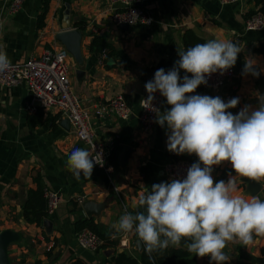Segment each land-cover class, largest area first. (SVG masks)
I'll list each match as a JSON object with an SVG mask.
<instances>
[{"label": "crops", "instance_id": "1", "mask_svg": "<svg viewBox=\"0 0 264 264\" xmlns=\"http://www.w3.org/2000/svg\"><path fill=\"white\" fill-rule=\"evenodd\" d=\"M12 1L0 0V49L6 51L11 63L21 64L52 49L65 50L56 42V35L65 29L81 30L82 64L67 52L72 93L87 109L95 139L113 140L116 169L111 184L101 179L97 168L92 176L76 178L66 162L74 149L86 146L75 138L71 126L68 129L62 124L66 118L38 106L29 112L30 98L24 85L0 86V232L11 230L18 234V240L7 249L9 264H109L108 257L114 251L136 255L135 231L116 232L113 225L125 212H140V197L150 192L153 184L170 182L163 173L164 163L176 159L198 162L195 154L168 151L166 125L161 127L155 122L150 132L142 131L139 101L147 91L145 84L154 79L158 69L173 68L179 59L177 47L187 49L210 39L231 40L242 50L232 67L236 73L234 82L218 90H205L200 85L192 94L219 96L225 102L239 97L237 107L228 110L234 115L245 105L257 108L256 93L264 95V54L256 49L264 44V29L253 32L243 26L247 17L264 6V0H241L228 5H220L219 0H139L137 5L153 20L147 27L115 25L111 20V0H25L13 13L9 11ZM94 36L105 39L115 50L105 63L89 49ZM245 57L256 60L261 70L258 78L242 75ZM180 75H185L184 70ZM188 75L191 77V73ZM116 95L123 96L130 106L129 119L98 117V106ZM170 108L164 97L159 110ZM124 146L130 147L131 153L121 166L119 158ZM142 167L149 169L146 180ZM213 168L217 182H227L229 173L236 175L227 161ZM36 178L60 199L48 217L49 230L44 225L47 219L42 226H36L22 216L28 191L37 187ZM241 178L236 177L240 193L246 199L258 197L264 201V180L257 181L262 189L252 196L246 194ZM79 198L84 199L82 205L77 202ZM88 203L101 206L99 213L86 215L82 207ZM80 218L99 224L112 245L97 251L81 249L74 231V222ZM224 252L230 257L227 264H264V236L254 235L250 245L239 240L228 242ZM197 264L215 262L208 256H197Z\"/></svg>", "mask_w": 264, "mask_h": 264}, {"label": "clouds", "instance_id": "2", "mask_svg": "<svg viewBox=\"0 0 264 264\" xmlns=\"http://www.w3.org/2000/svg\"><path fill=\"white\" fill-rule=\"evenodd\" d=\"M241 52L237 43L225 39H210L187 49L177 47L179 59L173 68L158 69L154 79L145 84L148 97L141 100V106L156 113L161 127L167 126L168 151L198 157L187 169L186 178L153 184L150 192L140 197L143 211L125 212L113 225L116 232L134 230L149 254L187 240L188 252L208 256L215 264H227L230 257L224 249L228 242L250 245L254 235L264 236V201L246 199L236 179L264 180V95L256 93L257 108L245 105L234 115L228 110L237 107L239 97L225 102L219 96L192 94L200 85H207L213 73L223 75L235 66ZM245 61L242 75L258 78L261 70L256 60L245 57ZM11 66L6 51L0 49V73ZM157 92L166 98L170 109L161 112L152 108ZM226 161L236 175L229 173L227 182L214 181L213 166ZM94 162L99 163L88 150L76 148L66 164L79 178L92 176Z\"/></svg>", "mask_w": 264, "mask_h": 264}, {"label": "built area", "instance_id": "3", "mask_svg": "<svg viewBox=\"0 0 264 264\" xmlns=\"http://www.w3.org/2000/svg\"><path fill=\"white\" fill-rule=\"evenodd\" d=\"M25 0H13L9 7L10 12L20 9ZM241 0H219L220 5L235 4ZM139 0H111L112 22L120 26H150L152 17L138 6ZM244 29L247 31H261L264 29V13L255 11L244 21ZM2 37V26L0 23V40ZM67 52L65 50H49L37 57H30L21 64L11 63V68L4 73H0V86L13 87L24 85L28 95L29 104L27 110L34 111L38 106L43 109H53L68 119L75 138L86 146L93 157L99 163H95L94 168L101 169L112 183L111 175L114 166L111 163L113 150V140L107 139L97 141L95 134L89 124V113L87 109L74 97L69 76V64L67 62ZM101 63V60H100ZM236 73L233 68L228 69L223 75L219 72L213 73L208 78L207 85L201 86L205 90H218L229 86L234 82ZM152 108L159 109L164 97L155 93ZM148 97V92L139 101V123L144 133H148L156 122V113L149 108L141 106V100ZM131 108L121 95H116L107 103L98 106L96 115L98 117L115 116L121 120H127L131 116ZM192 164L186 159H176L166 162L163 165V173L169 181L182 179L187 176V169ZM116 191V189H114ZM44 198L46 200V213L51 216L57 209L60 199L55 191L44 188ZM79 204L84 203L83 198L77 200ZM136 233V232H135ZM76 244L84 250L97 251L102 245V240L88 229H83L75 234Z\"/></svg>", "mask_w": 264, "mask_h": 264}, {"label": "trees", "instance_id": "4", "mask_svg": "<svg viewBox=\"0 0 264 264\" xmlns=\"http://www.w3.org/2000/svg\"><path fill=\"white\" fill-rule=\"evenodd\" d=\"M259 10L264 13V6L260 7ZM45 11L46 8L44 7V12ZM42 18L43 16L40 17V26H42ZM89 49L91 52L103 58L102 62L104 63L115 53L113 46L105 39L98 36L93 37ZM256 51L260 54H264V44L256 49ZM110 160L115 170L116 158L113 156V154ZM98 170L101 179L108 183V176L101 169ZM148 170L149 169L147 167L141 168V171L145 174V180L148 179ZM112 175L111 178H113ZM36 182V189L29 190L27 193L25 202L22 207V216L27 223L35 224L36 226H42L43 221L45 219H48L49 216L46 213V200L43 193L44 186L37 178ZM83 229L92 231L102 240L103 243L100 246L99 250L102 248L105 249L107 246L112 245V242H109V235L104 233V230L101 228V226L99 224H96L93 219L80 218L76 222H74V231L76 233L80 232ZM138 237L139 236L135 234L134 238L137 239ZM186 243L187 240H182L181 244L178 247L170 245L167 249H164L162 251H153L149 254L146 251V246L143 242L142 250L136 252V255H132L126 251H114L108 257V262L109 264H197V255L188 252ZM35 264L43 263L41 261H36Z\"/></svg>", "mask_w": 264, "mask_h": 264}, {"label": "water", "instance_id": "5", "mask_svg": "<svg viewBox=\"0 0 264 264\" xmlns=\"http://www.w3.org/2000/svg\"><path fill=\"white\" fill-rule=\"evenodd\" d=\"M64 15H65V19H67L69 15L68 9L66 10ZM120 26L128 27L126 24H122ZM82 37L83 34L79 29H65L56 35V42L62 45L66 50V52L70 53L76 59L77 62H80V64H82L81 63L82 56L80 50ZM62 124H64L65 127L69 129L70 123L68 119L63 120ZM130 153H131L130 147L124 146L122 148V154L119 158L120 159L119 164L121 166L125 165L128 155ZM241 181L245 184V191L246 194L248 195L255 196L262 189V185L257 181H252L246 177H242ZM82 208L86 215H94L99 213V211L101 210V206L93 205L92 203L85 204ZM139 209L140 211H143L140 204H139ZM44 225L47 228V230L51 229V223L49 222L48 219L45 220ZM17 240H18V234L11 230H5L0 232V264H9L7 249L10 243L15 242ZM134 243L136 249L138 251H141L143 247L142 240L138 237Z\"/></svg>", "mask_w": 264, "mask_h": 264}]
</instances>
